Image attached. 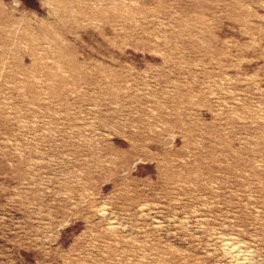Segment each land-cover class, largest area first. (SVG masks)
<instances>
[{
	"label": "rangeland",
	"instance_id": "rangeland-1",
	"mask_svg": "<svg viewBox=\"0 0 264 264\" xmlns=\"http://www.w3.org/2000/svg\"><path fill=\"white\" fill-rule=\"evenodd\" d=\"M104 5L0 0V264H264V0Z\"/></svg>",
	"mask_w": 264,
	"mask_h": 264
},
{
	"label": "bare ground",
	"instance_id": "bare-ground-1",
	"mask_svg": "<svg viewBox=\"0 0 264 264\" xmlns=\"http://www.w3.org/2000/svg\"><path fill=\"white\" fill-rule=\"evenodd\" d=\"M132 0H104L105 2V5L103 6L102 8V14L103 16L105 17V23H104V27H106L107 25H110L111 24V20L110 15H113V16H118L119 18H116V19H120L122 17H124L127 21V19L129 18L126 14H124V12H122L121 10L118 9L117 5L115 4H123V5H127L129 2H131ZM97 3V2H96ZM131 7V6H130ZM114 10V14L111 12H113ZM119 10V11H118ZM154 13V12H153ZM152 14L151 10H149L148 13H145L144 10L140 11V13L138 12H134V11H131V18L129 21H134L135 23H138L140 22L141 20H146L149 18V16ZM131 144L132 145H135L136 144V140L135 138L131 137ZM157 145V144H156ZM127 151L128 152H131V148L128 149V150H124V149H121V148H115L113 149V152L115 154H117L119 157H128V155L130 156V153L127 154ZM115 166H111L110 169L106 168L104 170H101V174L102 176H105L108 180L110 179H113L115 181H118V178L114 177H110V175L112 174V171H119L120 170V166L118 163L114 164ZM125 179V178H124ZM105 186V185H104ZM103 186V187H104ZM79 203V200H76V201H73L71 207L75 204H78ZM104 211V210H103Z\"/></svg>",
	"mask_w": 264,
	"mask_h": 264
}]
</instances>
